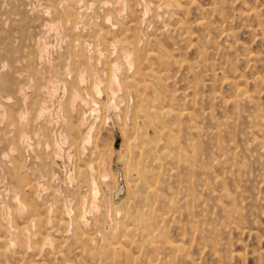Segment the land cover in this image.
Here are the masks:
<instances>
[{
  "label": "bare ground",
  "instance_id": "6f19581e",
  "mask_svg": "<svg viewBox=\"0 0 264 264\" xmlns=\"http://www.w3.org/2000/svg\"><path fill=\"white\" fill-rule=\"evenodd\" d=\"M112 1V3L110 2L111 5L108 6L106 2L99 0H0V264H197L196 259L193 255H191V244L193 242L195 243L196 240H202L205 234L208 237L212 235L211 233L215 234L214 230H217V226L215 227L213 224H210V222L206 223L204 221V219H206V214L204 215L202 212H199L196 213L198 216H195L192 210V208H194L193 203L197 200L196 194L198 191L200 193H208V195L215 200V208L219 210L218 212L223 214V221L222 223H218V229L229 227L235 231H241L242 233L244 231L243 223L244 220L245 222L248 220L245 219L248 214L244 216L241 213V210L238 209L237 203L242 206L244 202L243 200L249 199L243 197L244 195L246 196L249 194L242 193V189H240L243 185H241L240 172H245L242 171V165L246 160L244 162L239 161L238 157H240L242 152L236 149V145H234V138H236L237 135L243 137L248 135L246 141L248 142L249 147L251 146L256 152H254L255 155L264 154V100L261 99L262 94H264V10L260 9L261 7H258L257 0L251 4H246L244 0H234L238 6L236 17L239 22H241V28L244 30L246 29L247 33L249 32L251 36L260 40L262 45V49L259 53H253L248 50L246 45L241 43L242 41L239 42L237 40L236 33L231 30L228 24V27H224V25H217L216 27L212 26V24L216 22L231 21L229 16L230 14L227 15V13L224 12L223 4H226L224 0H216L217 2H213L209 6L205 5L206 7L204 8L198 9L195 7L196 9L194 8V11H197L198 9L201 16L199 19L191 22L192 25L184 20V18L188 19L185 17L184 13L187 12L185 7L186 5H194L197 2L194 0ZM251 1L249 0V2ZM92 4L97 6L96 9L101 8V10L103 9L106 12L103 15V11H101L103 17L100 21L96 20V27L93 25V27H95L93 34L96 37L95 39L87 38L82 41L75 39L73 44H69L70 50L78 49V51H81L82 53L87 51L85 50L87 45L92 44L93 46L91 45V47L94 48H92L93 51L92 53H89V55H91L88 57L91 63L95 58L97 59V63H99L102 60L101 58H103H100L99 55H97V46H101L106 52H109L110 54L113 53L115 55L114 58H112V63L110 62L111 60L109 62L104 60L102 63L103 67L101 66V71L104 72V74L102 73L101 75L99 71L97 72L95 69H92L93 74L91 75L94 77V82L91 83L89 88H86V85L80 89V86H82L80 83L88 77L86 75L88 72L86 71L87 69L83 70L81 67L76 68L77 66L74 64L75 62L73 63L74 60L71 61L70 56H72V53L69 54L71 51H67L66 54H63L60 49H58V46V48L56 47L54 51L51 52L48 46V43L50 42L46 40L45 34L51 30L55 34H58V37L60 38L61 36H59V34L64 32L69 37L72 36V32L75 30L77 23L79 24L82 19L85 20L84 18L87 19L86 11L89 8V5L92 7ZM92 11H94V8ZM152 11L154 12L153 14H158L160 11V13H164L168 16V22L172 24V26H167L169 28L168 31L165 29L167 31L166 33L169 34L171 31L173 33L177 32L178 35H176L183 40L186 47L187 45L188 47L191 45L196 47L198 58L195 62L188 63L183 61L180 63L178 59H175L174 53L176 54V52H174V49L171 52L166 51L155 35L152 38L151 36L149 38L148 35L151 32L149 34L144 33L142 26L145 23L149 24L146 17L147 13H152ZM207 14L211 15L213 19L206 20L205 15ZM181 15H183L184 18H182L183 16L180 17ZM152 19L155 21L154 18ZM90 21L93 22L92 20ZM87 22L85 25L88 28ZM159 23L157 25H159ZM78 26L80 27V25ZM82 26L83 23L81 24V28L83 29ZM192 26L196 27V29L199 27L206 30L204 33L201 32L203 34L200 33L201 35L198 34L199 36H195L197 41L205 45L209 44L217 51V53L218 51L221 53L222 50H227L229 51L228 53L231 52L230 54H227V56H233L234 59L230 60V58L227 59L222 56V58L219 59V65L222 64L223 66L218 67H215L216 64L208 62L205 59L204 50H200L198 44H192L194 40L191 31V28L193 30ZM153 27L150 28L153 29ZM35 29L38 30V33H34ZM202 29L200 30L202 31ZM211 29L216 30L217 36L216 34L215 36L217 39L209 34L208 31ZM89 30L87 32H90ZM246 30L244 32H246ZM82 34L84 35V33ZM80 37L81 39L83 38V36ZM244 37L247 39L248 36ZM49 38L51 39V37ZM64 38H66V36L63 37V41ZM177 38L176 40L178 41L179 39ZM63 41L62 44L64 43ZM172 41H170L169 38V44H171L170 46H172ZM149 45L153 46V48H150ZM200 45L203 46L202 44ZM181 46L183 48V44ZM257 46L259 47V45ZM188 49H190V47L187 48V50ZM239 50L242 51L241 54L237 53ZM75 53L78 55L79 52ZM188 53H190V51H188ZM188 53L186 51V54ZM62 57H65V65L62 67V71L58 72L53 68L56 66L55 62L57 63ZM79 57L81 58V56ZM106 57L104 59H107ZM178 63L180 64L178 65ZM236 63H239V68H242L243 65H245L252 70L256 66L260 67V69H257V73L250 75L254 72L252 71L249 74L250 76L247 77L243 71H238ZM241 64L243 65L241 66ZM99 65L100 63L98 64V67ZM83 66L84 65H82V68ZM246 67L242 69H245ZM180 68H183V70L190 73V75L188 74L187 76L191 79L184 83V87L180 92H178L177 89L170 90L169 88H171V86L173 87L175 82H177L175 80L176 77L174 72L176 69ZM248 68L247 70L249 71L250 69ZM262 71L263 74H260ZM258 72L260 73L258 74ZM57 73L68 77L71 82L69 84L70 87L66 86L70 88L67 104H64L63 100L60 102L61 104H64H62L64 112H61L63 114H61L62 123L60 124L62 125L63 130H56L58 132L57 140L54 139L53 141L52 138L50 139L52 140L51 143H53L55 147L57 145L60 146L62 143L64 144L67 141L70 148L80 144V153L78 154L77 152V154L78 160L81 159L82 155L85 153V145L87 146L92 139L91 132L95 126L93 121H88V124H86V126L84 125L87 129L83 132L80 130V120L84 115L83 113L87 111L85 108L87 107L88 110H90V117L93 115L92 119L97 122L99 118L95 113L99 109V101L97 97L99 92L103 89L114 97L117 91L123 90L130 94L132 98L134 97L135 102H133L134 105L132 104V107L135 106L133 113L131 114L132 122L123 123L124 132L127 131L126 129L130 125V130L132 129L131 133L128 132L131 136L126 137L128 156L130 155L131 149H133L135 150L136 156L141 158L144 154L146 157L152 159V161L155 162V166L153 167L152 164V167L149 169L151 173H153V177L155 172L160 173V169L164 167V164H168V162H174L176 164L174 168L176 169L179 165H184L185 170H189L187 173L185 172V176L182 178H177L178 172L174 168L173 169L175 171H169L170 176L172 179L174 178L175 182L180 181L181 183H184V185H181L182 188H179V184L176 186L167 184L162 180L163 178L160 179L161 176L159 178L158 175H155V183L153 181V183H149L145 178L148 174L145 169L147 166L142 164L143 160L140 161L139 159L137 163L129 162L130 164L127 168H129V171H135L137 180H140L141 182L140 185L143 190L141 192L144 193V195H141L142 193L140 192L141 196L137 203L141 204L146 202V209L145 211L141 210V214L138 215H130L132 212L130 210L129 215L127 214L128 211L126 214H123V221L121 220L122 224L120 223L121 226L118 230L121 233V238L117 239V236L115 237L116 240L114 239L115 241H112L114 238L113 235H104L101 237L91 236L88 229L89 219L96 223L99 219L98 211H100V201L97 197V193L99 195V191L95 185V179L93 180L92 178L95 171H92L93 166L91 163L85 162L84 164L83 161L80 163V165L83 164V167L85 168L84 172H87V175L85 176L87 177L90 175L92 180V187L90 186L91 189L88 195L87 204L85 195L82 196L80 193V196L74 198L71 202H68L69 204H66L67 202L64 203L66 200L63 201V204H58L55 211L52 210L55 207L52 208L51 205H47L48 208H45L47 209L45 211L47 213L43 217L41 215L44 210L41 208L44 204L43 199L45 198V194L43 195V187L45 184L43 183V180L41 181L40 177H38L34 182L26 181V177L28 176H26V174L29 168L25 169L27 165V161L25 159L27 156L25 155V152L31 145L27 142L29 134L28 125L31 123L30 126H34L33 132L35 134H38L40 137H47L49 132L46 130L48 127H44L43 110L48 107V104L44 100L45 96L43 95V92H46L47 89H51L53 91V84L56 85L55 83L59 81V78L61 77L57 78L59 80L56 82L52 80V78L55 77L54 75ZM179 74L181 76L180 72ZM181 85L179 87H181ZM30 87L32 89L35 87L36 89L35 92L32 90L34 92L33 94L28 95L32 93L28 92L27 94L26 89ZM221 88H223V90L225 89V91H222ZM40 90L41 94L39 96ZM82 90L87 91L88 97L83 96ZM130 102L132 101L130 100ZM113 104L115 105L116 103ZM62 105L60 106L62 107ZM84 109L86 111H84ZM30 110L33 111V113ZM215 110H218L219 113L216 114ZM46 113L45 115H48V113ZM127 117L129 118L130 116ZM86 118L87 116L85 119ZM45 119L47 118H44V120ZM82 120H84V118H82ZM54 123L55 122L52 124ZM57 124L58 122H56V125ZM56 125L54 127H57ZM84 126L82 125L81 127ZM174 132L175 134H177V132H182L181 135L183 133H190L191 136H197L198 140L193 143L190 139H186L184 146L182 147L179 145L178 137L173 136L175 135L173 134ZM54 135L52 134V136ZM40 137L38 139H40ZM200 138L202 140L203 149L200 148ZM43 139L45 138L43 137ZM55 140L58 142L57 144ZM243 145L245 144L243 143ZM242 148L244 150V147ZM38 149L40 150V148ZM54 152L56 154L58 151ZM38 153L39 152H37L36 155ZM29 154L31 153L29 152ZM252 159L253 160L251 161L255 160V158ZM261 159L258 158V160ZM40 160L41 159H38V161ZM99 163V174L101 179L103 181L107 180L110 177V174L107 170L105 157L102 154L99 155ZM41 164L42 162H40V165ZM259 164L262 165L261 175L264 177V159H262ZM213 168L220 170V173H215V171L213 173ZM195 174L199 177L194 178ZM259 174L260 172L258 175ZM39 178L40 180H38ZM250 178H248V180ZM257 178L254 179V177H252V180H255L256 185L258 182ZM248 182H250V180ZM261 182L262 180L260 183ZM104 183L105 182H103V184ZM252 183H248V186ZM50 185H52V183ZM228 185H231L232 187H229ZM254 185L255 184H253V186ZM163 186H165L166 190H169L170 192L167 191V193H164L162 191ZM45 188L46 187H44V189ZM49 189L50 188H48V190ZM246 189L247 192H254L249 188ZM245 190L244 192H246ZM254 190L257 191L255 188ZM259 191L264 192V189ZM46 193L48 192L46 191ZM255 194L257 193L255 192ZM260 194L262 195V193ZM178 195L182 196L178 197ZM48 197L50 198L49 195ZM199 200L201 199L199 198ZM248 201L252 202V200ZM39 204L42 206L41 208ZM163 205L168 207L165 211L163 210V213H169L175 218L174 221H176V215L182 213L181 209L184 210L186 215L187 223L184 221L186 225L183 226V228H179L181 224L179 226L174 225L175 227L178 226L181 234L177 241L173 240L174 238L170 239L165 234L164 225L166 219L163 217V214L159 212V209L163 207ZM253 206L255 205L253 204ZM253 206L251 205V207ZM135 208L137 209V207ZM251 210L248 209L249 212ZM136 212H138V210H136ZM242 212H244V210ZM260 212L258 214H260ZM120 213L122 214L121 211ZM186 218H184V220ZM208 219L206 220L208 221ZM101 222H103L102 219ZM249 222L250 221H248V223ZM91 225L93 224L91 223ZM100 230L101 229H99V232ZM118 231L116 232L117 234H119ZM67 232H69V234ZM66 234L72 237L71 240H73L75 247L72 246V244L71 246L74 247V253L72 252L70 245L69 247L71 249L65 244L66 239H64V237H67ZM54 235L58 236V239H54ZM135 236L138 237V242L136 239H133ZM108 237H111V239ZM141 238H144L143 241L147 244L146 249L148 254H142L143 249L140 246H144L145 244L140 243L139 245V240ZM217 244L219 243L217 242ZM226 245H224V250L226 249ZM124 246L127 249H124ZM130 246L134 248L139 247L137 255L130 253ZM195 247L199 249V241L198 243L196 242ZM221 248L220 251H222ZM226 252L227 251L223 253V256H229V259L226 258L228 261L225 260L223 264H235V258L242 261V264H248L246 263L247 260L245 259V256H243L244 254H242L245 252H240V254L233 253L232 251L228 256V252L225 254ZM254 252L252 253L254 254ZM72 253L74 256L78 257V259H76V257L71 259ZM252 253H250V256L253 255ZM218 255L220 254L218 253ZM259 256H261V254L257 257ZM213 257L214 256H212V258ZM216 263L214 262V264Z\"/></svg>",
  "mask_w": 264,
  "mask_h": 264
},
{
  "label": "rangeland",
  "instance_id": "374dc122",
  "mask_svg": "<svg viewBox=\"0 0 264 264\" xmlns=\"http://www.w3.org/2000/svg\"><path fill=\"white\" fill-rule=\"evenodd\" d=\"M43 1V0H42ZM46 1V0H45ZM99 1H102V2H106L107 3V5L109 6V5H111V3L113 2L112 0H99ZM108 1V2H107ZM180 1H183V0H180ZM196 3L194 4V5H186L185 7H186V9H187V12L186 13H184V15H185V17L186 18H188V19H185L184 18V16L183 15H181L180 17H182V18H184V20L187 22V23H189V24H191L192 25V23L191 22H193V21H195V20H197V19H199L200 18V16H201V14H199L200 13V11L198 10L199 8H204V7H206V6H209V5H211L213 2H217V1H219V0H194ZM203 1V2H202ZM225 1V3L226 4H223V8H224V12L225 13H227V15H229L230 16V20L231 21H229V22H216V23H214V24H212V26L213 27H216L217 25H220V26H223L224 25V27H228V25L230 26V28H231V30H233L235 33H236V37H237V40L240 42V41H242L241 43L242 44H244V45H246V47L248 48V50H250V51H252L253 53H259V51H261V49H262V45H261V43H260V40H258L256 37H253V36H251L250 34H249V32L247 33V30H246V32H244L245 30L243 29V28H241V22H239V20L237 19V17H236V12H237V5H236V3H235V1L234 0H224ZM251 1V0H250ZM254 1L255 0H252L251 2H249V0H244V2L246 3V4H251V3H254ZM258 1V3H257V5H258V7L260 8V9H263L264 10V0H257ZM261 1V2H260ZM111 2V3H110ZM206 2V3H205ZM230 2H231V4H230ZM202 3H205V4H202ZM208 3V4H207ZM94 4H92L91 6L92 7H90V5H89V10H90V12H89V10L87 9V11H86V13H87V19L86 18H84L85 20H81L80 22H79V24L77 23V25H76V28H75V30L72 32V36H68L67 34H65V32L64 33H60L59 34V36H61V38L60 37H58V34H55L53 31H51L50 30V32H48V33H46L45 34V38H46V40L47 41H49L50 43H48V46H49V48H50V50H51V52H53L54 51V49L57 47L58 48V46H59V48L58 49H60V51L63 53V54H66L67 53V51L68 52H70L69 54H71L72 56H70L71 57V61H73V63L75 64V66H77L76 68H80L81 67V69H87L86 71H88L87 73H86V75L88 76L87 78H85V80L84 81H82L80 84L82 85V86H80V89H81V87H84V86H86V88H89L90 86H91V83L92 82H94L93 81V79H94V77H92V75L91 74H93V71H92V69L94 70L95 69V71H99V73L102 75V73L104 74V72H102L101 71V69H102V63L104 62V60H106V61H110L111 63H112V58H114V55L115 54H113V53H109V52H106L101 46V49H100V47L99 46H97L96 47V49H97V51H96V53H97V55H99V57L101 58V57H103V58H101L102 60L99 62L100 63V65H99V67H98V64L99 63H97V59L95 60V59H93V61H92V63H91V61H89V59H88V57L91 55H89V53L91 52L92 53V51H93V49L92 48H94V47H91V45L92 44H90V45H87L86 47H85V50H87V51H84V52H82L81 53V51H78V49H71L70 50V47H69V44L71 43V44H73L74 42H75V39H79V40H86L87 38H90V39H95V37L96 36H94V30H95V24H96V20L97 21H100L101 20V18L103 17L102 16V12L101 11H103V15L106 13L103 9L101 10V8H99V9H96V5H94ZM113 5V4H112ZM197 5V6H196ZM206 5V6H205ZM236 5V6H235ZM261 5V6H260ZM194 6V7H193ZM201 6V7H200ZM203 6V7H202ZM232 6V7H231ZM192 7V8H191ZM195 7H197L198 9H197V11H194L196 8ZM230 7V8H229ZM93 8H94V11H92L93 10ZM195 8V9H194ZM226 8H227V10H226ZM193 9V10H192ZM231 9V10H230ZM190 10V11H189ZM192 10V11H191ZM94 12V13H93ZM188 12H189V14H188ZM190 12H191V14H192V16H191V14H190ZM195 13V14H193V13ZM235 12V13H234ZM94 14V16H93V14ZM100 13V14H99ZM154 12L152 11V13L150 12V13H147V20H148V22H149V24L148 23H145V24H143V26H142V30L144 31V33L145 34H149L150 32V34L148 35V37L150 38V36H151V38L155 35L157 38H158V40L160 41V44L163 46V48H165V50L166 51H169V52H171L173 49H174V52H176V54L174 53V56H175V59H178V61L180 62V63H182L183 61H185V62H188V63H193V62H195L196 60H197V58H198V52L196 51L197 49H196V47L195 46H193V45H191V46H189L190 47V49H188L187 50V48H189L188 47V45H187V47H186V44L183 42V40H181V38L180 37H178L177 35V32H169V34L168 33H166L167 31H168V28L169 27H167V26H172V24H170L169 22H168V16L166 15V14H164V13H160V11H159V15L158 14H153ZM234 13V14H233ZM92 14V15H91ZM98 16H97V15ZM199 14V15H198ZM92 17H91V16ZM122 15H123V13H122ZM232 15H234V16H232ZM90 16V17H89ZM97 16V17H96ZM151 16V17H150ZM154 16H156V17H154ZM160 16H161V18H160ZM189 16V17H188ZM228 16V17H229ZM159 19H158V18ZM163 17V18H162ZM165 17V18H164ZM191 17V18H190ZM205 17H206V20H212L213 19V17L211 16V15H205ZM94 18V19H93ZM152 18H154V20L155 21H153V19ZM155 18H157V19H155ZM193 18H196V19H193ZM235 18V19H234ZM149 19H150V21H151V19H152V21L150 22L149 21ZM166 19V20H165ZM192 19V20H191ZM87 20H88V22H87ZM90 20H92L93 22H94V24H93V22H91ZM235 20V21H234ZM189 21V22H188ZM83 23V29L81 28V24ZM86 22H87V26H88V28L86 27ZM162 24H160V23ZM165 22V23H164ZM159 23V25H157ZM164 23V24H163ZM89 24V25H88ZM228 24V25H227ZM78 25H80V27L78 26ZM84 25H85V27H84ZM93 25L95 26V27H93ZM147 25H148V28H147ZM233 25H234V28H233ZM235 25H236V28H235ZM154 26V27H153ZM161 26H163V27H161ZM238 26V27H237ZM78 27V28H77ZM150 27H153V29L152 28H150ZM193 27V30H192V28H191V31H192V35H193V38H194V40H193V42H192V44H198V46H199V49L200 50H204V54H205V59L208 61V62H211V63H213V64H216L215 65V67H218V66H223L222 64L221 65H219V59H221L222 58V56H223V58H230V60H233L234 58H233V56H227V54H230V53H228L229 51H225V50H222V52L220 53L219 51H218V53H217V51L215 50V49H213V47H211L209 44H207V45H205V44H203V43H201V42H199V41H197V38H195V36L197 37V36H199L198 34H200L201 32H206V30H204V29H202V28H199V27H197V29L200 31H198L197 29H196V27H194V26H192ZM94 28V29H93ZM156 28H157V30H156ZM240 28V29H239ZM78 31H77V30ZM86 29V30H85ZM90 29V30H89ZM92 29H93V31H92ZM148 31H147V30ZM150 29H151V31H150ZM167 31H166V30ZM200 29H202V31L200 30ZM243 29V30H242ZM79 30H80V32H79ZM83 30H85L84 32H82ZM90 31V32H87V31ZM153 30V31H152ZM160 30V31H159ZM164 30V31H163ZM196 30V31H195ZM242 30V31H241ZM37 31V32H36ZM92 31V32H91ZM142 31V32H143ZM147 33H146V32ZM156 31H158V32H156ZM198 31V32H197ZM212 31V32H211ZM241 31V32H240ZM53 32V33H52ZM77 32H78V34H77ZM153 32V33H152ZM209 32V34L212 36V37H214L215 39H217V33H216V30L215 29H211V30H209L208 31ZM34 33H38V30L37 29H35L34 30ZM51 33V34H50ZM82 33H84V35L82 34ZM158 33H159V35H158ZM171 33V34H170ZM203 33H201V34H203ZM212 33V34H211ZM214 33V34H213ZM240 33H241V35H240ZM90 34V35H89ZM153 34V35H152ZM166 34V35H165ZM177 34V35H176ZM200 34V35H201ZM215 34H216V36H215ZM244 34V35H243ZM47 35H49V36H47ZM163 35H164V37H163ZM168 35V36H167ZM48 38H47V37ZM57 36V37H56ZM66 36V38L67 37H69V38H64V41H63V37H65ZM77 36V37H76ZM80 36H83V38L81 39V37ZM92 36H94V37H92ZM163 37V39H162V37ZM239 36V37H238ZM244 36H248L247 37V39L244 37ZM49 37H51V39L49 38ZM178 37V38H177ZM242 37H244V38H242ZM56 38V39H55ZM58 38V39H57ZM71 38V39H70ZM168 38V39H167ZM169 38H170V41H172L171 43H172V46H170L171 44H169L170 42H169ZM172 38V39H171ZM176 38L177 39H179L178 41L176 40ZM50 39V40H49ZM53 39H54V41H53ZM60 39V40H59ZM70 39V40H69ZM244 39V40H243ZM249 39V40H248ZM59 40V41H58ZM72 40V41H71ZM176 40V41H175ZM62 41L65 43H63L62 44ZM69 41H71V42H69ZM74 41V42H73ZM246 41V42H245ZM249 41V42H248ZM256 41V42H255ZM259 41V42H258ZM56 42V43H55ZM59 42V43H58ZM165 42H166V44H165ZM180 42V43H179ZM55 43V44H54ZM247 43V44H246ZM256 43V44H255ZM260 43V44H259ZM183 44V48H182V46L181 45ZM200 44H202L203 46H201ZM219 44H221V43H219ZM65 45V46H64ZM255 45V46H254ZM257 45H259V47L257 46ZM93 46V45H92ZM165 46V47H164ZM176 46V47H175ZM179 46V47H178ZM253 46V47H252ZM63 47V48H62ZM91 47V48H90ZM149 47L151 48H153V46H151V45H149ZM52 48V49H51ZM66 48H67V50H66ZM89 48H90V50H89ZM154 48H155V46H154ZM181 48V49H180ZM185 48V49H184ZM250 48V49H249ZM258 48V49H257ZM63 49H64V51H63ZM104 50V52H103V50ZM175 49H176V51H175ZM193 49V50H192ZM49 50V51H50ZM73 50H74V52H73ZM207 50V51H206ZM208 50H211V51H208ZM254 50V51H253ZM256 50V51H255ZM186 51H187V53H188V51H190V53H188V54H186ZM216 51V52H215ZM75 52H79V53H81V54H79L78 53V55L79 56H81V58L78 56V55H76V53ZM183 52V53H182ZM211 52V53H210ZM212 52H213V54H212ZM241 50H239L237 53H240L241 54ZM86 53H88V54H86ZM98 53H100V54H98ZM105 53V54H104ZM194 53V54H193ZM217 53V54H216ZM220 53V54H219ZM101 54H103V55H101ZM183 54V55H182ZM193 54V55H192ZM210 55V57H209V55ZM73 55H74V57H73ZM84 57H83V56ZM111 55H113V56H111ZM192 55V56H191ZM220 55V56H219ZM77 56V57H76ZM107 56V57H106ZM178 58H177V57ZM186 56H188V57H186ZM209 58H208V57ZM86 57V58H85ZM107 58V59H104V58ZM111 57V58H110ZM232 57V58H231ZM64 58L65 57H62L60 60H58V62L56 63L55 62V64H56V66H54V68L53 69H55L56 71H58V72H61L62 71V67L65 65L64 64ZM74 58V59H73ZM78 60H77V59ZM182 60H181V59ZM83 60V61H82ZM190 60V61H189ZM84 61H85V63H84ZM77 62H78V64H77ZM81 62V63H80ZM60 65H59V64ZM111 63H109V64H111ZM180 63H178V65L180 64ZM77 64V65H76ZM93 64V65H92ZM82 65H84L83 66V68H82ZM89 65V66H88ZM91 65V66H90ZM236 65H237V67H238V71L240 70V71H243L244 73H245V75L247 76V77H249L250 75H252V74H255V73H257V69H260V67H258V66H256L253 70L252 69H250V68H248V67H246L245 65H243V64H241V66L243 65V67L242 68H244V67H246L245 69H242V68H239L240 66H238L239 65V63H236ZM95 66H96V68H95ZM102 66V67H101ZM90 67V68H89ZM56 68H58V69H56ZM89 68V69H88ZM247 68L248 69H250L249 71L247 70ZM97 69V70H96ZM90 70V71H89ZM180 70H182V71H180ZM247 70V71H246ZM218 71V70H217ZM252 71H254V72H252ZM96 72V73H97ZM179 72L181 73V76H180V74H179ZM252 72V73H251ZM98 73V74H99ZM251 73V74H250ZM260 72H258V74H259ZM52 74V73H51ZM89 74V75H88ZM174 74H175V77H176V81L177 82H175V85L172 87L171 86V88H169L170 90H174V89H177V91L178 92H180L181 90H182V88L184 87V83H186L187 81H189L191 78H189L187 75L189 74L190 75V73H188V72H186V70H183V68H180V69H176L175 70V72H174ZM184 74V75H183ZM250 74V75H249ZM260 74H263V71H262V73H260ZM53 75V74H52ZM100 75V76H101ZM182 75H183V77H182ZM204 75V74H203ZM55 77H53L52 78V80H54L55 82L57 81V80H59V81H57L55 84L56 85H54L53 84V87H54V89H53V91L51 90V89H47V91L46 92H43V95L45 96V98H44V100L47 102V104H48V107L45 109V110H47V111H45V110H43V115L45 116H43V122H44V127H48V128H46V130H47V132H49L48 133V135H47V137L46 136H42V137H40L38 134H35L34 132H33V128H34V126H30L31 125V123H30V125H28V129H29V134H28V139H27V142L28 143H30L31 145H30V148H28V150L25 152V155L27 156H25L26 158V167H25V169H30V171H29V169L27 170L28 172H27V174H26V181L27 182H34L35 180H37V178L38 177H40L41 178V181L43 180V183L45 184L44 185V187H46L45 189H44V187H43V190H44V192H43V195L45 194V198L43 199V201H44V204L41 206L40 204H39V206H40V208L41 209H43L42 211H43V214L41 215L42 217L43 216H45L46 215V213L47 212H45L47 209H45V208H48V206L49 205H51L52 206V208H54V209H52L53 211H55L56 209H57V207H58V204H63V201L64 200H66V201H64V203H66V204H69L68 202H71V200H73L74 198H76V197H78V196H80V193H81V195L83 196V195H85V199H86V204H87V202H88V195H89V192H90V189H91V187H92V180H91V177H90V175H88L87 177L85 176V175H87V172H84L85 171V168L83 167V164H81L80 165V163H82V161H83V163L85 164V162H89V163H91V165L93 166V168H92V171H95L94 172V176H92V178H93V180H94V182H95V185H96V187L98 188L97 190L99 191V195H98V193H97V197H98V200L100 201V205H99V208H100V211H98V213H99V219H98V221L96 222V223H94L93 221H91V219H89L90 221H89V223H88V229H89V232H90V235L92 236H95V237H101V236H104V235H107V236H109V235H113L114 236V238L112 239V241L115 239L116 240V238L115 237H117L118 236V238L117 239H120L121 237H120V232L118 231L119 230V227L121 226V220L123 221V214H126L127 213V211H128V215H129V212L130 211H132L131 212V214L130 215H138V214H141L140 212H141V210H144L145 211V209H146V206H145V203L146 202H143V203H137L138 202V200L140 199V196L141 195H144V193L143 192H141V191H143L142 189H141V182H140V180L138 181L137 180V177L135 176V171H129V168H127V166L130 164V163H137L138 161H139V159H140V161H142V164H145L146 166H147V168L145 167V169L147 170V174L148 175H146L145 176V178L147 179V181L149 182V183H151L152 181L155 183V180H156V177H155V175H158L159 176V178H160V176H161V178L160 179H162L163 181H165V183H167V184H170V185H174V186H176V185H178L179 184V188H182L181 187V185L183 184L184 185V183H181L180 181L179 182H175L174 181V178L172 179V177L170 176V173H169V171L171 170V171H173L174 169L178 172V177L177 178H182L183 176H185V172L187 173L188 171H187V169L185 170V166L184 165H179L178 167H177V169L176 168H174V166L176 165L174 162H168V164H169V166H168V164H164V169L162 168V169H160V173H156L155 171V175H154V177H153V173H151V171H150V169L149 168H151L152 166V164H153V167L155 166V162L154 161H152V159H150V158H148V157H146L144 154H143V156H141V158L140 157H138V156H136L135 155V150H133V149H131V151H130V155L128 156V152H127V140H126V137L127 136H131V135H129V133H131L132 132V129L130 130V128H131V125L130 126H128V128L126 129L127 131L126 132H124L123 131V123L124 122H132V113H133V109H134V107L135 106H133L132 107V104H133V102H134V97L132 98V96L130 95V94H128V93H126L125 91H123V90H120V91H117L116 93H115V96L114 97H112L109 93H107L105 90H103L102 89V93L101 92H99V95L97 96L98 97V101H99V109H98V111L95 113L97 116H98V121L96 122V120L94 121L93 119H92V116L93 115H91V117H90V114H91V112H90V110H88V108L86 107L85 109L87 110H85L84 109V111H86V112H84L83 114V117L82 118H84V120H82V118H81V120H80V125H79V128H80V130L83 132V131H85L87 128L85 127L86 126V124H88V121L89 122H94L95 123V126H94V129H93V131L91 132V135H92V139H91V141H90V143L89 144H87V146L85 145V149H84V154L82 155V158L81 159H79L78 160V154L80 153V144H77L78 146H73V147H69L68 146V141L66 142V143H62L60 146L59 145H57L56 147L53 145V143H51L52 142V140H50L51 138L53 139V141H54V139H56L57 140V138H58V132L56 131V130H63V127H62V125H60L61 123H62V115L61 114H63V113H61V112H64V108H63V105L64 104H67V101H68V96H69V92H70V88H68V87H70L69 86V84H70V80H69V78L68 77H66V76H64V75H60V73L58 74H55L54 75ZM61 76V77H60ZM178 76V77H177ZM60 77V78H59ZM65 77V78H64ZM179 77H181V78H179ZM188 77V78H187ZM57 78H59V79H57ZM99 79V78H98ZM181 79H183V80H181ZM63 80V81H62ZM65 81V82H64ZM59 82V83H58ZM62 83V84H61ZM61 84V85H60ZM64 84H65V86H64ZM84 84V85H83ZM178 84V85H177ZM181 85V87H179L180 85ZM102 85V84H101ZM57 86V87H56ZM64 86V87H63ZM66 86H68V87H66ZM178 87H179V89H178ZM264 87V86H263ZM34 89H32L31 87L30 88H27L26 89V91H27V94H28V92L30 93V92H32V93H30V94H28V95H31V94H33L34 92H35V87H33ZM64 88H66V89H64ZM30 89V90H29ZM34 92H33V91ZM41 90H43V89H41ZM41 90H40V92H39V96H40V94H41ZM49 90H51V91H49ZM221 90L222 91H225V89L223 90V88H221ZM83 91V96L84 97H88V95H87V91L86 90H82ZM123 91V92H122ZM107 93V94H106ZM123 93V94H122ZM53 94V95H52ZM109 94V95H108ZM101 96V97H100ZM107 96V97H106ZM130 96V97H129ZM47 97V98H46ZM122 97V98H121ZM109 98V99H108ZM132 98V99H131ZM67 99V100H66ZM110 99H112V100H110ZM115 99V100H114ZM122 99V100H121ZM124 99V100H123ZM261 99H263L264 100V94H262V97H261ZM62 100H63V105L60 103V102H62ZM103 102H102V101ZM130 100L132 101V102H130ZM113 101V102H112ZM125 102V103H124ZM59 103V104H58ZM113 103H116L115 105L113 104ZM135 103V102H134ZM49 104H50V106H49ZM59 106H58V105ZM110 104V105H109ZM123 104V105H122ZM60 105H62V107L60 106ZM118 105V106H117ZM134 105V104H133ZM109 106V107H108ZM117 106V107H116ZM131 106V107H130ZM123 107V108H122ZM60 108V109H59ZM128 108V109H127ZM50 109V110H49ZM106 109H108V110H106ZM31 111V110H30ZM58 111V112H57ZM89 111V112H88ZM32 113H33V111H31ZM48 113V115H45V113ZM117 112V113H116ZM215 112H216V114H218L219 113V111L218 110H215ZM46 113V114H47ZM89 113V114H88ZM107 113V114H106ZM86 114V115H85ZM215 114V113H214ZM108 115H109V117H108ZM120 115V116H119ZM87 116V118L85 119V117ZM127 116H130L129 118L127 117ZM122 119H121V118ZM44 118H47V119H45L44 120ZM51 118V119H50ZM61 118V119H60ZM53 119V120H52ZM58 119V120H57ZM47 120H49V121H47ZM61 120V121H60ZM108 120V121H107ZM118 120V121H117ZM52 121V122H51ZM86 121H87V123H86ZM45 122H46V124H45ZM53 122H55L54 124L56 125V122H58V124L56 125L57 127H54L55 125L54 124H52ZM117 122H118V124L120 125H118L117 124ZM81 123H82V125L84 126V127H81L82 125H81ZM122 123V124H121ZM48 125V126H47ZM59 125V126H58ZM54 128V129H53ZM61 128V129H60ZM55 130V131H54ZM31 131H32V134H31ZM129 132V133H128ZM54 135V136H52V134ZM182 133V132H181ZM181 133H179V132H177V134H175V132L173 133V134H175V135H173V136H177L178 137V142H179V145L180 146H184V142L186 141V139L188 140V139H190L193 143H195L194 141H197L198 140V137L197 136H195V135H193V136H191L190 135V133H183L182 135H181ZM51 134V135H50ZM125 134V135H124ZM33 135V136H32ZM36 135V136H35ZM38 135V136H37ZM97 135V136H96ZM35 136V137H34ZM51 136V137H50ZM94 136V137H93ZM180 136V137H179ZM184 137V139H183V137ZM186 136V137H185ZM191 136V137H190ZM240 136V135H239ZM238 135H237V137L236 138H234V140H235V143H234V145H236V149L238 150V151H241L242 152V154H240V157H238L239 158V161L241 162H244L245 160V162L243 163V170L242 171H245V172H240V180H241V185H242V187H240V189H242V193H244V194H249V195H244L243 197H245V198H249V199H247V200H243L242 202H243V205L242 206H240V204L239 203H237L238 204V209H240L241 210V213L244 215V216H246V214H248L246 217H245V219H248V220H246V222H245V220H244V223H243V226H244V231H243V233L241 232V231H235L234 229H232V228H229V227H226V228H220V229H218L219 227V222L220 223H222V221H223V214L222 213H220V212H218L219 210H217V208H215V206H214V203H215V200L214 199H212V197L211 196H209L208 195V193H206V192H199L198 191V193L196 194V196H197V200H196V202H194L193 203V207L194 208H192V210H193V212H194V214H195V216H198L196 213H199V212H202L204 215L206 214V219H208V221L206 220V219H204V221L206 222V223H208V222H210V224H213V226H217V230L215 229L214 230V233L215 234H213V233H211L210 235L211 236H206V234L204 235V238L201 240V239H199V240H196V242L198 243V241H199V249L198 248H196L195 247V245H196V242L194 243H192L191 244V255H193V257L196 259V262H197V264H214V262L216 263L217 261H219V262H217L218 264H220V263H224L225 262V260L226 261H228L227 259H229L228 257V255L233 251V253H242V252H245V253H242V254H244L243 256H245V259L247 260V262L246 263H248V264H254V263H256V264H264V197H262V196H264V192L263 191H259V190H263L264 189V177H262V175H261V168H262V165L261 164H259V162H261V160L262 159H264V154H256L255 155V151H254V149L250 146L249 147V144H248V142L246 141V139L248 138L247 136H240L239 137ZM31 137V138H30ZM40 137V139H38ZM43 137L46 139H43ZM193 138V139H192ZM194 138H195V140H194ZM42 139V140H41ZM241 139H243V140H241ZM56 140H55V142H56ZM237 140V141H236ZM243 141V142H242ZM38 143V144H37ZM40 143V144H39ZM58 142H56V144H57ZM200 143H201V146H200V148L201 149H203V147H202V140H201V138H200ZM242 143V144H241ZM243 143L245 144V145H243ZM67 144V145H66ZM90 145H91V147H90ZM59 146V147H58ZM62 146V147H61ZM108 146V147H107ZM54 149H53V148ZM60 147H61V149H60ZM87 147V148H86ZM89 147V148H88ZM240 147V148H239ZM242 147H244V150H243V148ZM34 148V149H33ZM38 148H40V150L38 149ZM108 148V149H107ZM56 149V150H55ZM58 149V150H57ZM78 149V150H77ZM246 149H247V151H246ZM34 150V151H33ZM86 150V151H85ZM91 150H93V151H91ZM105 150V151H104ZM250 150V151H249ZM33 151V152H32ZM54 151H58L56 154H55V152ZM74 151V152H73ZM29 152L31 153V154H29ZM35 152V153H34ZM37 152H39L37 155H36V153ZM77 152H78V154H77ZM255 152V153H254ZM34 153V154H33ZM54 153V154H53ZM122 153V154H121ZM104 155V157H105V163H106V166H107V170H108V172H109V174H110V177L107 179V180H102L101 179V176H100V174H99V171H100V163H99V155ZM28 155H32V156H28ZM41 155V156H40ZM56 155V156H55ZM242 155V156H241ZM253 155V156H252ZM262 155V156H261ZM34 156V157H33ZM127 156V157H126ZM259 156H261V157H259ZM36 157H37V160H36ZM41 157V158H40ZM74 157H75V159H74ZM32 158H35V159H32ZM252 158H255V160L254 161H251V160H253ZM258 158L259 159H261V160H258ZM38 159H41L40 161H38ZM90 159V160H89ZM92 159V160H91ZM97 159V160H96ZM148 159H150V160H148ZM30 161V163H29V161ZM76 160V161H75ZM256 160H258V161H256ZM80 161V162H79ZM248 161V162H247ZM40 162H42V164L40 165ZM94 162V163H93ZM130 162V163H129ZM144 162H146V163H144ZM153 162V163H152ZM251 162H253V163H251ZM35 165H34V164ZM36 163H37V165H36ZM78 163H79V165H78ZM150 163V164H149ZM255 163V164H254ZM258 163V164H257ZM148 164H149V166H148ZM174 164V165H173ZM245 164V165H244ZM251 164H253V165H251ZM257 164V165H256ZM34 165V166H33ZM256 165V166H255ZM259 165V166H258ZM81 166H82V168H81ZM254 166H255V168H254ZM258 166V167H257ZM74 167H75V169H74ZM181 167V168H180ZM35 168V169H34ZM174 168V169H173ZM254 168V170L252 171V169ZM24 169V170H25ZM36 169H38V170H36ZM181 169V170H180ZM248 169V170H247ZM44 170V171H43ZM149 170V171H148ZM155 170L157 171V169L155 168ZM164 170V171H163ZM174 170V171H175ZM183 170V171H182ZM217 170V171H216ZM256 170H257V172H256ZM259 170V171H258ZM38 171V172H37ZM166 171V172H165ZM168 171V172H167ZM170 171V172H171ZM214 171H215V173H220V170H218L217 168H213L212 169V172L214 173ZM32 172H33V174H32ZM149 172V173H148ZM191 172V171H190ZM260 172V174L258 175V173ZM46 173V174H45ZM41 174H42V176H41ZM48 174V175H47ZM192 174V173H191ZM249 174V175H248ZM253 174V175H252ZM24 175H25V173H24ZM40 175V176H39ZM50 175H52V176H50ZM150 175V176H149ZM49 176V177H48ZM46 179H45V178ZM98 177V178H97ZM149 177V178H148ZM171 177V178H170ZM199 176L198 175H194V178H198ZM250 178L249 180H250V182H248L249 180H248V178ZM252 177H254V179L255 178H257V185H256V183H255V180L253 179L252 180ZM31 178V179H30ZM40 178L38 179V180H40ZM53 178H54V180H53ZM88 179V180H87ZM135 179H136V181H135ZM151 180V179H153V180H151V181H149V180ZM172 179V180H171ZM48 180V181H47ZM53 180V181H52ZM246 180V181H245ZM248 180V181H247ZM262 180V182L260 183V181ZM97 181V182H96ZM101 181V182H100ZM125 181V182H124ZM254 181V182H253ZM47 182H48V184H47ZM103 182H105L104 184H103ZM152 182V183H153ZM253 182V183H252ZM52 183V185H50ZM250 183H252L250 186H248ZM71 184V185H70ZM85 184V185H84ZM245 184V185H244ZM253 184H255L254 186H253ZM74 185V186H73ZM261 185V186H260ZM52 186V187H51ZM91 186V187H90ZM135 186H137V187H135ZM229 187H232L231 185H228ZM243 186H244V188L246 187V188H249L250 190H253L254 192H252V191H250V190H248V191H250V192H247V189L245 190L244 188H243ZM258 186V187H257ZM50 188L49 190H48V188ZM251 187H253V188H251ZM74 188V189H73ZM254 188L255 189H257V191H255L254 190ZM261 188V189H260ZM263 188V189H262ZM57 189V190H56ZM58 189H59V191H58ZM76 189V190H75ZM127 189V190H126ZM244 190L246 191V192H244ZM46 191L48 192V193H46ZM59 193H58V192ZM88 191V192H87ZM162 191L164 192V193H167V191L168 192H170L169 190H166V187L165 186H163V189H162ZM52 192H54V193H52ZM142 194H141V193ZM183 192V191H182ZM182 192H181V194H182ZM255 192L258 194V197H257V194H255ZM51 193H52V195H51ZM251 193H254V194H251ZM260 193H262V195L260 194ZM59 194V195H58ZM79 194V195H78ZM127 194V195H126ZM141 194V195H140ZM201 194V195H200ZM260 194V195H259ZM48 195L50 196V198L48 197ZM251 195V196H250ZM57 196V197H56ZM182 195H178V197H181ZM207 197V198H206ZM211 197V198H210ZM56 199V201H55V199ZM63 198V199H62ZM65 198V199H64ZM123 198V199H122ZM129 198V199H128ZM199 198L202 200H199ZM126 199V200H125ZM256 199V200H255ZM53 200V201H52ZM67 200H69V201H67ZM248 200H252V202H253V204L255 205V206H253V204H252V202L251 201H248ZM261 200H263V201H261ZM53 202V203H52ZM54 202H55V204H54ZM58 202V203H57ZM103 202V203H102ZM247 202V203H246ZM262 202V203H261ZM48 203V204H47ZM102 203V204H101ZM108 203V204H107ZM196 203V204H195ZM205 203H207V204H205ZM209 203H210V205H209ZM57 204V205H56ZM106 204V205H105ZM133 204V205H132ZM137 204H138V206H137ZM140 204V205H139ZM143 204V205H142ZM48 205V206H47ZM103 207H102V206ZM110 205V206H109ZM206 205V206H205ZM251 205L253 206V207H251ZM45 206V207H44ZM60 206V205H59ZM101 206V207H100ZM140 206V207H139ZM144 206H145V208H144ZM196 206V207H195ZM199 206V207H198ZM249 208H248V207ZM107 207V208H106ZM122 207V208H121ZM130 207V208H129ZM135 207H137V209L135 208ZM208 207H209V209H208ZM239 207H241V208H239ZM244 207V208H243ZM247 207V208H246ZM102 208H103V210H102ZM111 209V211H110V209ZM119 210H118V209ZM128 208V209H127ZM134 210H133V209ZM142 208V209H141ZM166 208H168L166 205L164 206L163 205V207H161L160 209H159V212L160 213H162L163 214V217H165V219H166V222H165V234L170 238V239H173V240H175V241H177L178 240V238L181 236V234H180V230L178 229V226L180 225V227L179 228H183V226H185L186 225V221H187V218H186V215H185V213H184V210L183 209H181V211H182V213L181 214H177L176 216L178 217H176V221H174V217H172L169 213H163L165 210H166ZM198 208V209H197ZM242 208H243V210H244V212H242L243 210H242ZM263 208V209H262ZM73 209H74V207H73ZM72 209V210H73ZM109 209V210H108ZM119 211H117V210ZM122 209V210H121ZM132 209V210H131ZM248 209L249 210H251L250 212L248 211ZM116 210V211H115ZM124 210V211H123ZM130 210V211H129ZM136 210H138V212H136ZM164 210V211H163ZM199 210V211H198ZM205 210H206V212H205ZM109 211V212H108ZM120 211L122 212V214L120 213ZM197 211V212H196ZM254 212V215H253V212ZM261 211V212H260ZM73 212V211H72ZM117 212V213H116ZM205 212V213H204ZM208 212H209V214H208ZM250 213V216H249V213ZM260 212V214H258ZM133 213V214H132ZM106 214V215H105ZM217 216H216V215ZM221 216H220V215ZM257 214V215H256ZM263 214V215H262ZM110 215V216H109ZM167 215H168V218H167ZM180 215V216H179ZM185 215V216H184ZM251 215H252V217H251ZM262 215V216H261ZM106 216V217H105ZM119 217H121V218H119ZM208 217V218H207ZM119 218V219H118ZM180 218V219H179ZM184 218H186L185 220H184ZM101 219H102V221L103 222H101ZM179 219V220H178ZM182 219V220H181ZM117 221V222H116ZM186 223H185V222ZM248 221H250L249 223H248ZM99 222V223H98ZM217 222V223H216ZM91 223L93 224V225H91ZM100 223H102V224H100ZM118 223V224H117ZM121 223V224H120ZM97 224V225H96ZM247 224V225H246ZM118 225V226H117ZM174 225H178V226H174ZM248 225H250V226H248ZM174 226V227H173ZM92 227H94V228H92ZM247 227H249V228H247ZM118 228V229H117ZM174 228V229H173ZM99 229H101L100 230V232H99ZM222 229V230H221ZM230 229H232V230H230ZM94 230V231H93ZM104 230V231H103ZM171 230V231H170ZM173 230V231H172ZM174 230H175V232H174ZM224 230H225V232H224ZM88 231V230H87ZM98 231V232H97ZM119 232V234H117L116 232ZM178 231V232H177ZM224 233H223V232ZM69 232H71V231H69ZM69 232H67L68 234H69ZM92 232V233H91ZM105 232V233H104ZM170 232H172V233H170ZM113 233V234H112ZM174 233H177V234H174ZM218 233V234H217ZM223 233V234H222ZM68 234H66V236L67 237H64V239H66V245L69 247V245H70V247L72 248H70L71 250H72V252L74 253V247H75V245L73 244V240H71L72 239V237L70 236V235H68ZM117 234V235H116ZM176 235L175 237L174 236H172V235ZM222 234V235H221ZM98 235V236H97ZM171 236H172V238H171ZM212 236H213V238H212ZM218 238H217V237ZM220 236V237H219ZM54 237V239H58V236H53ZM70 237V238H69ZM109 239H111V237H108ZM138 237L137 236H135L133 239H136L137 240V242H138V239H137ZM217 238V239H216ZM142 239V240H141ZM140 240H139V245H140V243H142V244H145L144 246L142 245V246H140L143 250H142V254H144V253H146V254H148V251H147V249H146V246H147V244L146 243H144V238H141ZM209 239H210V241H209ZM72 242H71V241ZM114 240V241H115ZM213 240V241H212ZM202 241V242H201ZM209 241V242H208ZM71 242V243H70ZM213 242V243H212ZM217 242L219 243V244H217ZM229 244V246H228V244ZM205 243V244H204ZM207 243V244H206ZM210 243H212V244H210ZM215 243V244H214ZM221 243V244H220ZM71 244H72V246H74V247H72L71 246ZM194 244V245H193ZM203 244V245H202ZM227 244V245H226ZM214 245V246H213ZM220 245H222V246H220ZM224 245H226V249L224 250ZM213 246V247H212ZM131 247V246H130ZM212 247V248H211ZM222 247V248H221ZM230 247V248H229ZM124 249H127L125 246L123 247ZM139 248V247H138ZM138 248H134V247H131V250H129L130 251V253H133V255H137L138 254V251H139V249ZM194 248H195V250H194ZM200 248H201V251H200ZM209 248V249H208ZM220 248H221V250L222 251H220ZM202 249H203V251H202ZM206 250H208V251H206ZM216 250V251H215ZM224 250V251H223ZM230 250V251H229ZM261 250V251H260ZM132 251V252H131ZM144 251V252H143ZM225 251H227L228 252V254H227V252L225 253V254H227V256L228 257H226V255H224L223 256V253L225 252ZM237 251V252H236ZM256 253H255V252ZM261 253H260V252ZM194 252V253H193ZM201 252V253H200ZM210 254H209V253ZM220 254V255H218V253ZM252 252H254V254L252 253ZM259 252V253H258ZM72 253V257H71V259H73V258H75L76 256H74V254ZM199 253V254H198ZM217 253V254H216ZM240 253V254H241ZM250 253H252L253 255L252 256H250ZM248 256H247V255ZM260 255L261 254V256H259V257H257L258 255ZM195 255V256H194ZM214 256L213 258H212V256ZM216 255V256H215ZM218 256V257H217ZM219 256H220V258H219ZM249 256H250V258H249ZM256 256V257H255ZM212 258V259H211ZM218 258V259H217ZM222 258V259H221ZM227 258V259H226ZM254 258H255V260H254ZM259 258V259H258ZM76 259H78V257H76ZM211 259V260H210ZM217 259V260H216ZM224 259V260H223ZM258 259V260H257ZM261 259V260H260ZM210 260V261H209ZM213 260V261H212ZM237 260V261H236ZM256 261V262H254V261ZM261 261V262H260ZM213 262V263H212ZM241 263L242 261H240L239 259H236L235 258V260H234V263L235 264H239V263ZM258 262V263H257ZM216 263V264H217ZM242 264V263H241Z\"/></svg>",
  "mask_w": 264,
  "mask_h": 264
}]
</instances>
